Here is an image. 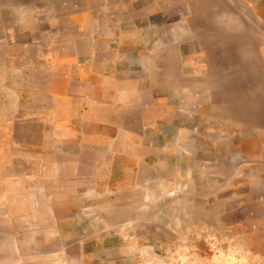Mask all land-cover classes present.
<instances>
[{
	"label": "rangeland",
	"instance_id": "1",
	"mask_svg": "<svg viewBox=\"0 0 264 264\" xmlns=\"http://www.w3.org/2000/svg\"><path fill=\"white\" fill-rule=\"evenodd\" d=\"M0 264H264V0H0Z\"/></svg>",
	"mask_w": 264,
	"mask_h": 264
},
{
	"label": "bare ground",
	"instance_id": "2",
	"mask_svg": "<svg viewBox=\"0 0 264 264\" xmlns=\"http://www.w3.org/2000/svg\"><path fill=\"white\" fill-rule=\"evenodd\" d=\"M22 210V209H21Z\"/></svg>",
	"mask_w": 264,
	"mask_h": 264
}]
</instances>
